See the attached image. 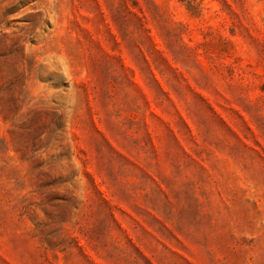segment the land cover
<instances>
[{"label": "rangeland", "instance_id": "rangeland-1", "mask_svg": "<svg viewBox=\"0 0 264 264\" xmlns=\"http://www.w3.org/2000/svg\"><path fill=\"white\" fill-rule=\"evenodd\" d=\"M0 264H264V0H0Z\"/></svg>", "mask_w": 264, "mask_h": 264}]
</instances>
